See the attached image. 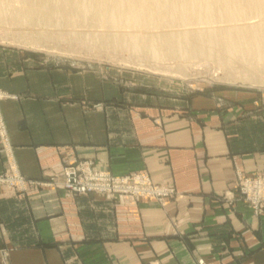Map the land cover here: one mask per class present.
<instances>
[{
    "label": "crops",
    "instance_id": "obj_1",
    "mask_svg": "<svg viewBox=\"0 0 264 264\" xmlns=\"http://www.w3.org/2000/svg\"><path fill=\"white\" fill-rule=\"evenodd\" d=\"M108 75L0 48V175L43 184L0 183V264H264V211L232 199L237 170L264 174V109ZM82 160L175 194L161 204L50 183Z\"/></svg>",
    "mask_w": 264,
    "mask_h": 264
},
{
    "label": "bare ground",
    "instance_id": "obj_2",
    "mask_svg": "<svg viewBox=\"0 0 264 264\" xmlns=\"http://www.w3.org/2000/svg\"><path fill=\"white\" fill-rule=\"evenodd\" d=\"M5 17L64 27L58 38L141 60L215 59L228 70L224 81L264 82V0H0Z\"/></svg>",
    "mask_w": 264,
    "mask_h": 264
},
{
    "label": "rangeland",
    "instance_id": "obj_3",
    "mask_svg": "<svg viewBox=\"0 0 264 264\" xmlns=\"http://www.w3.org/2000/svg\"><path fill=\"white\" fill-rule=\"evenodd\" d=\"M218 24L225 25L226 22H219ZM11 25L13 26L11 27ZM14 25L15 23L11 22L9 17L0 20V48L23 52L32 57H43L60 65H70L80 69L89 67L103 69L104 72H108L110 78L111 76L116 78L114 74H118L119 77L123 76L128 84L137 81L152 82L170 87L174 93L176 90H183L182 92L187 93L190 97L194 95L216 97L218 106L223 108L228 105L227 96H247L249 101L255 103L256 108L264 109V82L241 84L224 81L228 70L219 65L215 59L194 58L184 60L168 57L163 60L148 59L146 61L131 56L124 50L78 46L65 38H58L57 35L66 30L64 27H46L42 24L30 25L25 23ZM79 29L84 30L85 28ZM99 29L103 30L102 28ZM31 47L33 48L31 49ZM238 66L235 64V68L232 69L233 74H239L240 68ZM183 74L194 79L185 80L182 78ZM238 80L243 79L238 78ZM199 260L202 259H198L197 264H199Z\"/></svg>",
    "mask_w": 264,
    "mask_h": 264
},
{
    "label": "built area",
    "instance_id": "obj_4",
    "mask_svg": "<svg viewBox=\"0 0 264 264\" xmlns=\"http://www.w3.org/2000/svg\"><path fill=\"white\" fill-rule=\"evenodd\" d=\"M55 178H61V182L56 183ZM0 183L20 192H24L31 185H43L38 180L24 178L16 171L0 175ZM50 183L75 194H100L110 198L128 196L155 200L161 204H165L175 194L172 188L153 183L144 173L117 176L108 170L95 169L92 162L86 160L76 161L66 166L51 178ZM235 194L232 198L234 201L241 200L247 203L254 214L262 213L264 211V174L248 177L237 170ZM199 264L206 263L199 260Z\"/></svg>",
    "mask_w": 264,
    "mask_h": 264
}]
</instances>
